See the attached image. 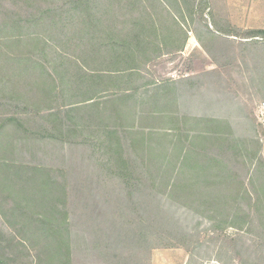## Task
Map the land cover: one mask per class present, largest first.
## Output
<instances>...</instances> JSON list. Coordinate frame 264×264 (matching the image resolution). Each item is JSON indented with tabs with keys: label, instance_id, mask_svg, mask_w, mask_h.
Returning a JSON list of instances; mask_svg holds the SVG:
<instances>
[{
	"label": "trees",
	"instance_id": "trees-1",
	"mask_svg": "<svg viewBox=\"0 0 264 264\" xmlns=\"http://www.w3.org/2000/svg\"><path fill=\"white\" fill-rule=\"evenodd\" d=\"M208 9L207 0H0V228L9 218L22 226L32 264H145L143 249L155 246L183 247L188 264H203L211 240L221 264H264L259 141L226 118L185 112L195 78L152 69L185 50L192 30L180 20L199 15L209 53L241 38L264 68V28L203 20ZM39 146H67L70 160L47 165ZM82 175L99 177L93 195L78 192Z\"/></svg>",
	"mask_w": 264,
	"mask_h": 264
},
{
	"label": "rangeland",
	"instance_id": "rangeland-1",
	"mask_svg": "<svg viewBox=\"0 0 264 264\" xmlns=\"http://www.w3.org/2000/svg\"><path fill=\"white\" fill-rule=\"evenodd\" d=\"M207 4L209 9L205 15L203 14V20H209L208 14L213 13L217 20H229L241 30L264 28V0H207ZM199 16L189 23L180 20L187 29L192 30L189 32L185 50L178 55L164 57L159 61L160 66L152 69L165 78L180 79L188 76L195 78L193 96L184 100L186 103L184 111L196 117L226 118L238 136L258 140L261 155L264 156V117L257 115V113L261 115L260 106L264 103V77L262 76L264 68L256 62L255 56L252 55L254 52L246 49L241 38L217 40L214 51L209 53L198 40V35L201 36L204 30ZM243 115H247L248 118L240 119ZM253 144L252 140L250 147L253 148L255 146ZM61 147H37L38 159L47 165L52 163L59 165L61 161L67 163L70 160L71 150L67 146ZM33 160L37 159L33 158ZM79 173L81 168L77 175ZM96 177L91 175L78 177V180L76 179L78 192L83 195L84 193L93 195L88 190ZM95 182L98 181L95 180ZM71 199L73 202V197ZM111 207H113L112 202ZM5 208L7 206L0 211V215ZM72 208H74L73 204ZM186 211L187 208L183 207L180 214L185 217ZM9 219L5 220L9 228L8 232L0 228V261L4 264H32L31 257L24 256L27 255L26 251L32 252L33 255L34 251L25 249L19 242L18 231L22 226L20 225L16 231L9 226V222H13L12 218ZM38 226L39 224L33 225L35 229ZM203 227L200 228L201 231ZM86 228L88 227L82 225L78 230L84 232ZM93 237L99 240V232L94 233ZM85 243L86 240L80 243L83 250H85ZM212 243L211 240L205 245L204 256L207 261L203 264H221L213 257ZM75 254L85 255L84 253L78 255L79 251ZM142 255L148 264H188L190 258L183 247H149V252L147 248H144ZM262 255L264 256V253ZM75 264H99V258L88 261L82 256L75 259Z\"/></svg>",
	"mask_w": 264,
	"mask_h": 264
},
{
	"label": "built area",
	"instance_id": "built-area-1",
	"mask_svg": "<svg viewBox=\"0 0 264 264\" xmlns=\"http://www.w3.org/2000/svg\"><path fill=\"white\" fill-rule=\"evenodd\" d=\"M259 113H260L261 115H259V114L257 113L258 117H259V116H263V117H264V103L261 104Z\"/></svg>",
	"mask_w": 264,
	"mask_h": 264
}]
</instances>
